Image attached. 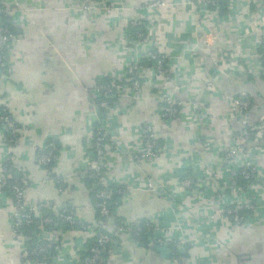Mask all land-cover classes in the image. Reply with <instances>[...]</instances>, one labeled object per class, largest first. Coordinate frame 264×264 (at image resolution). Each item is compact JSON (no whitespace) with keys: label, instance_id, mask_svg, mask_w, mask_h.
Masks as SVG:
<instances>
[{"label":"crops","instance_id":"1","mask_svg":"<svg viewBox=\"0 0 264 264\" xmlns=\"http://www.w3.org/2000/svg\"><path fill=\"white\" fill-rule=\"evenodd\" d=\"M153 1L97 0L88 11L81 0H4L12 10L14 40L0 67V103L17 135L10 141L0 129V170L12 164L10 172L25 184L27 206L49 202L55 215L69 208L86 228L35 229L39 240L53 242L56 255L48 263L30 261L24 241L14 234V199L3 192L0 264H77L100 230L114 239L105 264H182L187 259L192 264H264V141L243 139L245 153L226 157L237 145L243 118L254 124L264 118L259 39L264 0H226L222 13L200 8L197 0H165L170 4L162 10L150 8ZM134 20L145 23L150 35L140 48L132 43ZM149 50L168 54L171 78L145 64L140 88H132L128 65L142 61ZM234 50L242 57L232 55ZM243 57L247 62H234ZM110 77L123 80L125 90L102 121L110 139L101 181L109 191L124 192L114 215L102 218L95 206L96 185L83 172L95 164L101 112L96 87ZM242 93L251 101L246 115L233 106ZM167 96L189 105L165 117ZM148 126L160 152L153 160H139ZM52 144L57 147L53 161L43 166L40 152ZM247 162L256 180L243 189L237 181ZM188 179L195 183L192 188L182 185ZM150 184L159 190L151 191ZM239 199L257 207L242 225L233 224L220 206ZM148 222L166 230L171 244L185 242L180 255L158 248L149 235L136 237L134 227Z\"/></svg>","mask_w":264,"mask_h":264},{"label":"built area","instance_id":"2","mask_svg":"<svg viewBox=\"0 0 264 264\" xmlns=\"http://www.w3.org/2000/svg\"><path fill=\"white\" fill-rule=\"evenodd\" d=\"M97 0H81L84 9L88 11H93L95 9V2ZM222 0H197V4L202 9H210L213 7L217 11L221 10V3ZM254 4L261 3V0H248ZM170 3L165 0H157L153 1L149 7L152 9H160L162 10L165 7H168ZM12 14V10L9 9L4 0H0V52L2 53V57L4 60H7V50L10 49V46L14 40V32L9 23L1 22L3 16L10 17ZM138 20H134L132 23L137 24ZM260 23V22H259ZM207 34L203 31L202 39H205ZM150 35L139 33L137 39L132 41L134 47L140 48L141 45H145L149 41ZM259 39L262 42V51L260 54L262 72L264 73V29L260 30L259 32ZM238 50H234L232 55H240ZM228 52H223L224 56H230L227 54ZM145 57L148 59L150 63H152L153 67L155 68L156 72L159 75L165 76L167 79L171 78V71L168 67L170 57L167 53L149 50L146 52ZM234 57V56H233ZM242 57V55H240ZM242 60L243 62H247V58L243 57L241 59L235 60L234 62H238ZM220 65V63H219ZM144 64L136 60L131 62L128 65L127 69V80L130 82L132 88L138 89L140 88V76L141 71L144 70ZM221 72H224L221 65L218 69ZM242 71H246V67L241 68ZM125 90V83L121 79H113L109 83H102L98 84L96 87V92L98 96H101L100 102H95L99 109L105 108L108 110L112 105H116L120 102L122 95ZM1 99V96H0ZM189 105V102H180L174 99L173 97H165L162 105V113L165 117H173L176 116L183 107ZM233 106L235 111L238 114L246 115L249 113L251 108V101L245 93L240 94L237 98L233 101ZM100 116V115H99ZM244 117V116H243ZM99 121H101V117H99ZM242 131L237 138V145L234 149L228 152L227 158L231 159L236 156H239L245 153L244 147L241 145V140L243 139H251L255 138V140L261 139L264 141V118L260 120L258 124L252 123L248 118H243L242 121ZM0 129L3 131L5 135H9L11 138L10 141L14 140V137L17 135V126L10 115L8 109L1 105L0 103ZM110 131L106 127V125H102L100 128L97 129V132L94 137V166L89 167L88 169L84 170L83 176L88 179L95 180L96 185L104 186L103 181H101L100 174L102 172V165L103 159L106 154V149L108 147ZM56 150V146L54 144L51 145L50 148L43 150L40 152L39 161L43 166H49L53 161L54 152ZM160 152V145L155 136L154 130L151 126H148L145 129V136H144V147L139 155L136 156L139 160H146L150 161L153 160L157 154ZM241 176L247 180L252 181L256 178V171L253 167L251 162H247L243 165L240 170ZM10 171L6 166L2 167L0 170V194L5 192V187L9 190H12L14 193V203L16 206V210L14 213V221H13V229L14 234L17 239L21 238L17 234V227H19L22 223H31L32 222V213L38 211V206H27L25 202V187L23 186L21 181L9 179ZM99 179V180H98ZM194 182L192 180H183L182 185L184 187L192 188L194 186ZM149 189L151 191H158L159 188H156L155 185L150 184ZM123 190H117V194H123ZM110 194L105 190L101 189L96 192V199L98 200L95 203L96 208L98 209L100 216L102 218L111 217V211L109 208L108 199L110 198ZM45 207H49V202H44ZM221 206V212L224 213L233 224L242 225L248 218V215L254 213L257 209L254 203H249L244 201L243 199L237 200L232 206L223 205ZM29 211V212H28ZM60 219H63L65 222L73 223L74 217L67 211H64L60 215ZM45 222H49L48 219ZM167 231L164 229H159L155 227L152 223H140L136 227H134V234L137 238H142L143 234L149 235L153 238V244L155 246H169L171 245L170 238H166ZM18 235V236H17ZM113 238L111 235L107 234L106 232H99L98 233V245L93 247L91 251L90 257L85 261V264H105L106 262V251L109 245L113 243ZM172 240V239H171ZM185 242L180 241L176 244V246H184ZM54 247L53 242L47 241L45 242L44 247L40 250L41 255H43V259H47L48 255L45 251L48 248ZM185 247V246H184ZM27 254V251H25ZM182 264H192V262L187 260H181Z\"/></svg>","mask_w":264,"mask_h":264},{"label":"trees","instance_id":"3","mask_svg":"<svg viewBox=\"0 0 264 264\" xmlns=\"http://www.w3.org/2000/svg\"><path fill=\"white\" fill-rule=\"evenodd\" d=\"M225 3H226V0H222L221 1V3H220L221 9L224 8ZM210 9H213L215 11V9L213 7H211ZM219 11H221V10H219ZM221 13H222V11H221ZM9 18L10 17L3 16L2 19H1V22L9 23ZM130 25H131L130 32H131L132 41L134 39H137L139 33L148 34V32H149L147 27H146L147 25L145 23H143L142 21H140V20H138L137 24L131 23ZM11 27H12V25H11ZM12 29H13V27H12ZM13 32H14V30H13ZM155 51H158V50H155ZM141 62L144 65L145 64L146 65L147 64H152V63H150L148 61V59L146 57H144ZM0 67L1 68L5 67V60L3 59L1 52H0ZM113 79H115V78L110 77L108 79H104L99 84L109 83ZM101 98H102L101 96H98L95 102H100ZM106 111L107 110L105 108H101V112H100L101 121L96 122V128H95L96 130H95V132H97V129L100 128L103 125L102 121L105 118ZM93 149H94V147H93ZM11 165H12L11 163H8L6 165L7 168H9V171L11 170ZM103 168L104 167L102 165V172H103ZM102 172H101L99 178H101ZM9 179L11 181H13V180L21 181L23 186L25 187V184H24L23 180L21 179V177L15 175L12 171L10 172ZM255 180H256V178L253 179L252 181H247L241 176V174H239L237 185L240 188L246 189L249 186V184L254 182ZM89 181L93 182L95 185L97 183L93 179H89ZM101 189H105L111 195L110 198L108 199V203H109V208H110V211H111V215L113 216L114 212H115V209L118 206V200H119V197H120L119 194L116 193L117 190H119V188L118 189L116 188L114 190L110 189V191H109V189H107L106 187H102V186L96 185L95 190H94V192H95L94 193L95 203L98 201L96 199V192L98 190H101ZM5 192H7L10 196H12V198H14V193H13L12 190H9L8 188L5 187ZM42 204H44V202L39 204L41 206L38 209V211H42L43 212L42 217L41 218L37 217V213L33 212L32 213V218H33L32 222L31 223H22L19 227H17V234L24 241V244H25V250H24L25 256L24 257L26 259H28L30 261H33V262H39V263H45L46 262V263H48L49 261H51V258L56 255V251H55L53 246H52V248H48L45 251V253L48 255V258L47 259H43V255H41L40 250L44 247L45 241L39 240L38 237L35 234H33L35 229H40V228L44 229L45 228L47 230H52V229H56L58 227H65V228L80 227V228H84L85 229L86 227L84 226L83 223L80 222V220H78L77 218L74 217L72 211L69 208L65 209L62 212H60L57 215H55V214L52 213L51 205L49 207H45ZM67 210L74 217V222L73 223L65 222V221H63V219H60V215L64 211H67ZM46 219H48L49 222L46 223L45 222ZM100 232H105V231H101L100 230ZM98 233L94 236V238H91L88 241L87 250L84 253H82V255L80 256V261L77 264H85V261L90 257V255H91V251L90 250L93 247H96L98 245V242H97L98 241ZM144 237H147V235L143 234L142 238H144ZM111 245H109L108 248H107L106 255H105L106 258H107V255L109 254V250H110ZM158 248H159V246H158ZM165 249L167 251H169V252L173 251L174 252V256L180 255V249H179L178 246H176V244L173 245V243H172L171 246H168ZM25 251H27V254L25 253Z\"/></svg>","mask_w":264,"mask_h":264},{"label":"water","instance_id":"4","mask_svg":"<svg viewBox=\"0 0 264 264\" xmlns=\"http://www.w3.org/2000/svg\"><path fill=\"white\" fill-rule=\"evenodd\" d=\"M179 249L183 250L184 249V246H180Z\"/></svg>","mask_w":264,"mask_h":264}]
</instances>
